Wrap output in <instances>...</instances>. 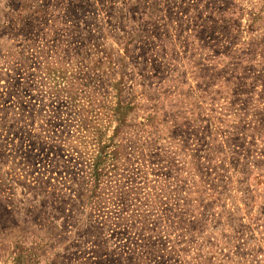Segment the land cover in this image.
Wrapping results in <instances>:
<instances>
[{
    "label": "rangeland",
    "instance_id": "1",
    "mask_svg": "<svg viewBox=\"0 0 264 264\" xmlns=\"http://www.w3.org/2000/svg\"><path fill=\"white\" fill-rule=\"evenodd\" d=\"M0 264H264V0H0Z\"/></svg>",
    "mask_w": 264,
    "mask_h": 264
}]
</instances>
